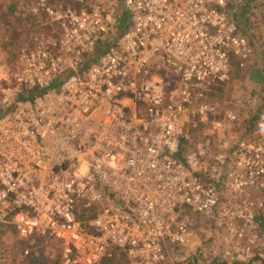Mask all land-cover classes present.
<instances>
[{"label":"built area","instance_id":"obj_1","mask_svg":"<svg viewBox=\"0 0 264 264\" xmlns=\"http://www.w3.org/2000/svg\"><path fill=\"white\" fill-rule=\"evenodd\" d=\"M236 1L20 2L50 28L0 66V230L59 264H98L112 247L126 264H195L174 253L193 240V213L253 258L254 240L239 239L264 193V112L243 140L179 156L185 131L215 116L206 93L231 58L253 56L226 10Z\"/></svg>","mask_w":264,"mask_h":264},{"label":"trees","instance_id":"obj_2","mask_svg":"<svg viewBox=\"0 0 264 264\" xmlns=\"http://www.w3.org/2000/svg\"><path fill=\"white\" fill-rule=\"evenodd\" d=\"M26 1L27 0H0V23L5 24L6 33H10V38L0 44V47L12 55V61L15 59L20 48L32 45L34 37L39 35L41 32H46V29L50 28L49 26H41L44 22L43 16L32 15L29 12L23 16L21 15L22 11L18 10L19 3H25ZM49 1L53 3L59 0ZM255 1L257 2V0H240L228 4L226 7V10L230 14V18L235 21L240 33L246 36L252 44L254 48L252 58L241 66L239 58L232 57L230 61L228 81L212 86L206 93L207 99L210 101L214 94H221L224 87L229 83L233 84L243 81L252 86V90L250 92L251 97L256 98L258 103H256V108L252 112L251 116L242 124V135H246L248 132H251L254 121L260 113L264 112V44L256 46L259 38L258 36H255V33H252L254 25L252 24L251 19H249L251 14L248 12L249 8H251ZM236 5L238 6L237 10L234 13H231V9L234 7L236 8ZM261 6H264V4H261ZM26 21L31 29L28 27L27 29L23 28L22 23H26ZM124 24L125 18L124 13L122 12L118 20L117 33L123 31ZM34 26L35 29L33 30L32 27ZM104 47L105 44L99 45L86 64L95 61ZM38 93L39 91L35 90L26 95L19 96V99L31 98ZM192 130L193 129H191V133H195V131ZM186 143L187 141L182 138L179 156L181 152L185 150L183 145ZM253 224L255 226L254 231L256 234L264 233V211L260 210L254 214ZM9 234L12 237L11 244H7L5 242V236ZM28 248H31L29 243L17 239L15 232L12 229L0 230V264H59L56 252L50 254L46 253V248L41 246L40 243L32 246L31 250L28 251L27 254H24V251ZM191 261L195 264L198 262L196 258H191ZM126 263L127 261L124 253L121 250L112 247L110 249V254L102 258L98 264Z\"/></svg>","mask_w":264,"mask_h":264},{"label":"rangeland","instance_id":"obj_3","mask_svg":"<svg viewBox=\"0 0 264 264\" xmlns=\"http://www.w3.org/2000/svg\"><path fill=\"white\" fill-rule=\"evenodd\" d=\"M261 4H264V0L255 1L248 11L251 14L249 19L254 25L252 33H255V36L259 38L256 46L264 44V6H261ZM237 7L236 5V8H232L231 13H234ZM22 25L24 29H27V27L31 29L27 21ZM32 29L34 30L35 26ZM8 38H10V33H6V25L0 23V44ZM11 57L12 55L8 51L0 47V66L7 67L8 71L11 69L13 62ZM3 75L0 73V82L3 81ZM251 90V85L241 81L233 84L229 83L224 87L221 94H214L210 101L216 106L215 116L209 117L206 123H197L195 128L189 127L185 131L186 137H184L187 143L183 146L190 148L193 144L206 138H210L215 144L219 142L233 144L236 141L243 140L245 135H242V124L251 116L256 108V103H258L256 98L251 97ZM229 113L235 116L236 123L230 124L228 122L227 115ZM191 129L195 133H191ZM252 200L257 206L254 212L257 209L258 211H264V193L254 194ZM189 217L192 222L194 237L188 246L174 247V253L178 255V259L187 258L191 260V258H198V264H264V233L256 234L252 229L243 231L242 237L239 239L242 245L248 239H253L255 242L254 257L251 258L250 254L241 253L240 248L221 245L223 231L220 230L219 235L213 234L215 227L210 219L193 213L189 214ZM206 231L211 232L212 237L209 240L205 239L204 234ZM5 242L11 244L12 237L10 234L5 236ZM45 252L50 254L55 253V250L50 248Z\"/></svg>","mask_w":264,"mask_h":264}]
</instances>
